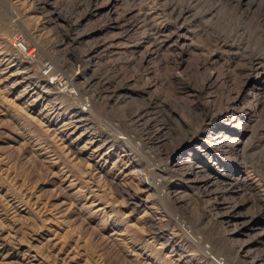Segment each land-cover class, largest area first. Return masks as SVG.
<instances>
[{"label": "rangeland", "instance_id": "obj_1", "mask_svg": "<svg viewBox=\"0 0 264 264\" xmlns=\"http://www.w3.org/2000/svg\"><path fill=\"white\" fill-rule=\"evenodd\" d=\"M0 264H264V0H0Z\"/></svg>", "mask_w": 264, "mask_h": 264}, {"label": "built area", "instance_id": "obj_2", "mask_svg": "<svg viewBox=\"0 0 264 264\" xmlns=\"http://www.w3.org/2000/svg\"><path fill=\"white\" fill-rule=\"evenodd\" d=\"M10 44L14 49H16L19 53H21L25 57V59L34 58V53H33L34 49L32 50L28 49L25 43L20 39V37H16L12 39ZM52 83L53 82H51V84Z\"/></svg>", "mask_w": 264, "mask_h": 264}]
</instances>
